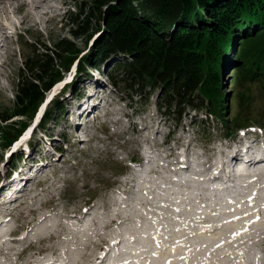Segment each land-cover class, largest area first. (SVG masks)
<instances>
[{"label":"rangeland","instance_id":"obj_1","mask_svg":"<svg viewBox=\"0 0 264 264\" xmlns=\"http://www.w3.org/2000/svg\"><path fill=\"white\" fill-rule=\"evenodd\" d=\"M84 2L0 0V31L5 35L0 42V115L17 108L19 74L36 46L52 47L66 39L81 52L79 58L89 48H96V32L102 21L77 28L70 20L69 10L78 14ZM89 27L92 29L88 31ZM72 30L85 33L76 35ZM239 47L223 48L221 65L225 66L219 91L227 95L223 98V118L227 119L224 122L207 114L206 109L198 112L187 108L177 123L164 114L157 90L149 96L148 87L142 97L131 89L125 91L117 72V84L106 75L117 68L116 60L123 59L121 54L110 57L98 71L90 67V77L82 80L76 77L79 59H74L64 71V82L52 90L55 93L61 89L54 98L64 95L65 112L59 120L46 130L40 126L26 134L29 136L19 150H13L17 143L10 148L5 146L7 140L0 139V199L2 194H17L8 209L0 204V231L10 234L0 243V264H44L54 258L58 259L56 264L63 260L66 264H264L261 183L244 189L240 185L237 190L239 193L242 189L240 196L247 194L250 200L257 193L263 195L257 198L258 208H252L259 219H238L222 232L209 230V226L222 224L215 212L228 209L225 198L229 189L217 188L227 186L225 179L238 181L244 176L236 169L235 176V166L225 163L228 148L234 140L238 146L245 143L241 147H249L252 136L245 132L254 130L250 126L264 127L263 82L247 79L245 72L232 73L243 63L238 56ZM214 96L210 91L204 95L205 103L212 104L213 110ZM74 105L75 110L92 106L93 113L100 109L92 117L87 116L89 125L85 130H79V118L72 122L67 117ZM13 114L7 122L3 121V126L7 124L4 127L10 129L17 120L25 118ZM227 131H231L230 135ZM180 157L195 168L188 171L180 166ZM159 169L165 173L163 178ZM215 173L219 176L210 178ZM161 184L166 185L162 191ZM176 192L180 195L178 202ZM165 202L171 205H164ZM198 219H204L200 230L196 229ZM252 224L255 231L241 235ZM79 226L82 230L90 228L85 239L79 240L73 234ZM223 231L228 241L220 238ZM229 236L234 241L241 239L234 242ZM227 248L237 254L227 255Z\"/></svg>","mask_w":264,"mask_h":264},{"label":"trees","instance_id":"obj_2","mask_svg":"<svg viewBox=\"0 0 264 264\" xmlns=\"http://www.w3.org/2000/svg\"><path fill=\"white\" fill-rule=\"evenodd\" d=\"M84 3L78 14L69 10L70 20L77 28L85 27L87 22L97 25L102 21L96 32L99 34L96 48H89L80 58L81 52L66 39L52 47L42 44L44 47L33 49L19 74L17 108L0 115V139L7 140L5 146L23 131L46 93L57 80H62L74 59H79L76 77L82 80L91 75L90 67L101 69L104 61L121 54L119 57L123 59L116 60L117 68L106 72L107 75L117 84L114 76L117 72L125 91L131 89L139 97L147 94L148 87L149 96L154 90L160 92L164 114L177 123L187 108L198 112L206 109L210 116L227 121L223 118V98L227 95L219 91V86L225 66L221 65L223 48L229 45L232 49L240 46L238 56L243 60L232 73L245 72L247 79L258 78L264 86V0H86ZM72 31L76 35L85 33ZM208 91L215 95L214 110L212 104L204 101ZM63 98L60 95L51 101L41 124L44 130L64 114ZM219 100L222 102L217 103ZM11 114L25 118L9 129L2 123ZM227 133L230 135L231 131Z\"/></svg>","mask_w":264,"mask_h":264},{"label":"bare ground","instance_id":"obj_3","mask_svg":"<svg viewBox=\"0 0 264 264\" xmlns=\"http://www.w3.org/2000/svg\"><path fill=\"white\" fill-rule=\"evenodd\" d=\"M40 4H42V3H40ZM22 6H24V5H22ZM33 10V9H32ZM36 11H37V8L35 9ZM29 13V12H28ZM10 17V16H9ZM42 110V109H41ZM36 138V137H35ZM189 165H185V166H182L183 168H186V169H189V167H188ZM235 168H236V166L234 167V170H235ZM249 172L248 171H246V172H244V176L242 177V178H240L238 181H236V183L235 182H232V184H230L229 183V185H230V187L228 188L229 190H230V194H235V190H240L239 188H238V186H243V187H250V186H252V185H259V183L262 181V180H264V174L261 172V173H259V174H257L258 176H257V178L256 179H254V180H251V176H248V175H246V174H248ZM246 175V176H245ZM202 177V176H201ZM214 177V176H213ZM218 176H216L215 178H217ZM197 178V177H196ZM210 178H212V177H210ZM194 180H195V178H194ZM186 181H188V180H186ZM192 181H193V179H192ZM196 181V180H195ZM234 181V180H233ZM218 190H220V191H223L225 188H217ZM214 190H216V189H214ZM162 191V190H161ZM179 192H176L175 193V195L176 194H178ZM240 193H242L243 194V191L242 192H240ZM178 197V199H177V201H180V195H177ZM263 196V195H262ZM259 197H261V196H258V197H255V198H252L251 200H246V199H244L245 197H241V196H238L237 198H236V202H237V206H238V209L240 210V212H238V213H241V214H243V215H238L237 214V211H235V209H234V206L233 205H230V206H228L229 205V203L228 204H226L227 205V211L225 210V212L222 210V212L220 211H216L215 213L217 214H219L220 215V217H223V218H220L219 217V219L218 220H220V221H222V224L219 226V227H216V228H212V227H210L209 226V230H213V231H215V230H218V231H221L222 232V230L223 229H225L226 227H227V225H229V224H233L234 225V222L235 221H237L238 219H239V221L241 222V220L242 221H245V220H248V218H249V220H252L253 218H255V219H257V217H258V212L256 213H252V208H254L255 207V205H256V202H257V198H259ZM252 205V207H250V205ZM164 205H171V202H168V203H166L165 202V204ZM175 209L177 210V211H179L180 209H179V206H177V207H175ZM233 209V210H232ZM236 210H237V207H236ZM233 211V212H232ZM249 211H251V212H249ZM221 213H223V214H221ZM235 215V216H234ZM255 215H257V217H255ZM224 216L226 217V219H224ZM46 217V216H45ZM233 217H235L234 218V220H233ZM242 217H245L246 219H243ZM42 219H44V217L42 218ZM236 219V220H235ZM203 224H204V219H198L197 220V222H196V229H198V230H200V228L203 226ZM242 226V225H241ZM246 226V224H244V227ZM67 227V226H66ZM89 228V227H88ZM242 228H243V226H242ZM69 229V228H68ZM67 229V230H68ZM90 229V228H89ZM89 229L87 230V232L89 231ZM228 229V228H227ZM74 231H73V234L74 235H76V234H80L83 230H84V228H83V230L81 229V227L79 226V227H75L74 229H73ZM197 230V231H198ZM249 230H251L250 228H246V230H243L241 233V235H243L244 233L243 232H245V231H249ZM197 231L192 235L193 237L197 234ZM87 232L85 233V232H83L82 234V239H85L86 237H87ZM240 234V233H239ZM3 235H5V234H3ZM165 235H166V233H165ZM241 235H239V237L241 236ZM237 236V235H236ZM164 237V236H163ZM238 237V238H239ZM1 238V237H0ZM220 238H222V240H225V241H228V235L226 234H224V231H223V235H222V237H220ZM232 238H231V236H229V240L230 241H234V240H231ZM241 239V238H240ZM240 239H236L235 241H240ZM168 241V239H165V241ZM217 240L218 241H221L219 238H217ZM121 241V239L120 240H118L117 242H120ZM199 241V240H198ZM198 241H197V243H198ZM234 241V242H235ZM156 242H160L157 238H156ZM172 243H173V241H172ZM221 243V242H220ZM173 244H175V243H173ZM207 244V243H206ZM225 244H227L226 242H225ZM147 249V248H146ZM226 251H227V255H234V254H237L236 252L237 251H235V250H232V251H230V248H227L226 249ZM235 252V253H234ZM230 253H232V254H230ZM145 254V253H144ZM143 255V254H142ZM144 256V255H143ZM140 257V256H139ZM147 257V256H146ZM40 258H42L43 259V256L42 257H40ZM57 261H58V259H53V260H49L48 262H45L44 264H56L57 263ZM133 261V260H132ZM65 262V263H64ZM127 263H131V260L130 261H128ZM149 263V262H148ZM62 264H66V261H62Z\"/></svg>","mask_w":264,"mask_h":264},{"label":"snow or ice","instance_id":"obj_4","mask_svg":"<svg viewBox=\"0 0 264 264\" xmlns=\"http://www.w3.org/2000/svg\"><path fill=\"white\" fill-rule=\"evenodd\" d=\"M85 211H87V210H85ZM257 219H259V217H257Z\"/></svg>","mask_w":264,"mask_h":264}]
</instances>
